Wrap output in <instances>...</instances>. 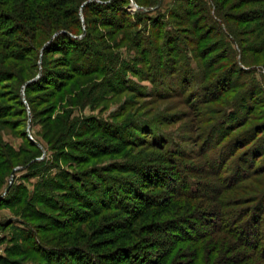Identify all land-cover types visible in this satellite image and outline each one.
Instances as JSON below:
<instances>
[{
    "label": "trees",
    "instance_id": "trees-1",
    "mask_svg": "<svg viewBox=\"0 0 264 264\" xmlns=\"http://www.w3.org/2000/svg\"><path fill=\"white\" fill-rule=\"evenodd\" d=\"M132 1L0 0V125L25 140V147L17 150L0 139V185L19 165L40 178L31 196L25 197L26 189L10 195L15 189L11 184L10 196L1 198L0 205L13 206L33 227L24 240L44 264H264V87L243 86L245 74L238 70L233 52L213 61L230 58L231 70L217 87L213 82L204 89V96L222 103L220 112L231 102L233 110L200 138L199 168L187 152L170 150L169 141L155 135L133 142L121 128L111 130L108 125L112 124L95 116H73L74 108H85L87 100L94 104L103 100L101 88L92 94L79 77L95 74L103 80L100 84L96 77L91 88L105 86L118 65L119 57L103 53L110 49L115 30L132 36L134 26L148 17L145 8L159 2L134 0L139 8L133 16L127 10ZM190 1L194 6L201 2ZM226 1L219 5L212 0L216 8L221 6L212 27L201 24L205 17L211 19L204 4L202 11L207 13L193 21L202 33L192 43L201 48L202 40L209 39L214 30L220 37L227 36L231 45L245 46L246 54L254 53L253 61L242 55L243 65L260 64L264 61V6L237 19L249 24L243 32L228 23L231 7ZM102 27L110 29L101 31ZM246 32L254 34L253 38H239ZM221 43L216 40L214 49H221ZM207 49L204 57L212 52ZM54 54L61 57L52 59ZM259 106L261 112L252 116ZM37 122H45L42 138L48 140L49 149L57 151V163L51 166L58 165L60 157L74 159L81 167L75 175L63 170L59 177L52 176L44 167L45 158L37 159L41 148L27 132L30 123L33 128ZM234 127L245 130L231 138L229 131ZM99 133L118 140L127 159L111 165L109 175L84 166L87 158L114 152L109 146L98 149ZM136 143L153 151L144 153L145 158L126 153L125 148ZM241 148L243 153L237 155ZM80 150L85 155H78ZM163 188L172 194L159 192ZM70 200L79 206L68 205ZM8 224L0 221V231ZM47 232L57 233L51 237ZM22 254L20 248H7L0 264H28L19 259Z\"/></svg>",
    "mask_w": 264,
    "mask_h": 264
},
{
    "label": "rangeland",
    "instance_id": "rangeland-1",
    "mask_svg": "<svg viewBox=\"0 0 264 264\" xmlns=\"http://www.w3.org/2000/svg\"><path fill=\"white\" fill-rule=\"evenodd\" d=\"M215 1L219 5L222 3V0ZM227 1V3L225 2L226 5L228 4L231 7L229 10L231 16L227 20L228 23L243 32L249 24L247 22L240 23L237 19L242 16L246 18V14L251 15L254 9L264 6V3H258L262 1ZM214 3L212 0H201L197 4L198 6H194L195 3L190 0H163L159 6L157 4L156 6L145 8L147 11L149 10L148 17L139 26H134L132 36L125 35L122 29L115 30L113 39L109 42L111 45L110 49H108L109 51L107 49L103 50V53H112L119 57L117 58L118 65L115 73L109 75V82L107 81L106 85L101 87L100 84L103 78H99L95 74L79 77L80 81L87 82L85 87L90 88V93H99V89L101 88L100 99L103 100H100L101 102H97L96 104L90 102V99L87 100L85 108H74L73 116H80L82 119L95 116L96 119L103 123L112 124L113 126L108 125L111 130H115V127L121 128L124 136L128 137L130 141L133 140V142H138V137L151 140L153 135H155L161 141L165 140V143L169 141L167 147L170 150H183L187 152L193 158V164L202 162L199 156L200 138L206 136L209 130H212L213 126L220 120L224 121L227 113L233 110L231 102L220 112L222 103L212 99L210 96L208 97L206 93L204 96L205 87H208L213 82L217 87L220 79L226 77L227 71L231 70L230 58H222V60L213 64L217 56L223 54L230 57V52H233L236 65L239 68L238 70H243L245 74L242 76L244 81H246L243 82V86L247 88L249 84H252L258 87L261 86V88L264 87V61L262 62L261 60L258 62L260 64H254V66L249 67L243 65L241 57L245 53V46L242 47V50L238 45H231L227 36L223 35V37H220L214 30L211 35L209 34L210 36L208 35L209 39L202 40L201 48H197V45L192 43L202 33L196 31L193 21H197L198 18L203 17L202 15L207 13L206 11H202L204 4L207 5V9L210 11L211 19L205 17L201 21V24H206L208 27L215 26V17L219 14L221 6H219L220 8H216ZM138 8L139 5L134 0L127 6L128 12L133 16L136 14ZM80 14L84 22L85 14L82 11ZM86 15L88 14L86 13ZM115 15L117 16L118 14L116 13ZM149 17H152V19L150 18V20ZM135 20H138V17ZM100 29L101 31H105L110 28L102 27ZM207 29L205 28L204 31ZM223 31L226 32L225 29ZM253 35L246 32V34L242 33L239 38L250 40L253 38ZM218 39L225 45L221 43V49L215 50L216 47L214 49L213 45ZM138 43H140L139 46ZM210 47H212V50L207 49ZM225 47H228L230 51ZM143 49L146 50L145 53L142 51ZM206 49L212 52L204 57L203 53ZM253 54L248 52L247 54L245 53V56L252 57L250 60L253 61ZM59 57H61L59 54L51 56L52 59ZM91 57L93 56H90V59ZM86 60H89V58H86ZM218 75L219 77L215 81ZM96 77L99 78L98 83H100L98 90L94 86V89L91 88L92 85L96 84ZM234 77H236V74H234ZM43 107H46V104ZM260 112L259 106L258 110L251 115H257ZM56 113H61V110L57 109ZM42 118H45V116H42ZM38 119L40 120V118ZM44 123L37 122L33 128L30 123L27 130L28 135L36 140L41 148V154H38L37 159L42 160L45 158L47 163L44 164V167L46 165L50 169L48 172L52 176L57 177L59 174H62L63 170L75 175L78 170H81V167L74 159L62 160L60 157L59 164L51 166L53 162H56L55 154L57 151L49 149L48 140L42 138L41 132L44 130ZM106 124L103 125L105 126ZM151 130H153L152 134L149 133ZM244 130L245 128H232L229 131L232 136L231 138ZM0 139L3 142L10 143L17 150L21 146L25 147V140L5 125H0ZM96 139L99 142L98 149L109 146L108 148L113 149L114 152L108 155L87 158L84 166L87 167V170L97 169L103 174L109 175L107 173L111 171V165L126 162L127 159L122 156L121 153L123 152H120V147L117 144L118 140H110L103 133H99ZM214 139H216L215 136ZM228 141L229 138H226V142ZM138 144H134L132 148H125L126 153L129 152L132 155L139 153L145 158L144 153L153 151L149 148L138 147ZM85 149L98 151L94 147H86ZM65 151H69V148H66ZM238 151L237 155H240L244 149L241 148ZM77 154L85 155V152L80 150ZM199 166L200 163L195 165L196 168H199ZM16 168L20 170L16 175L14 174L13 182H11V174L7 178L6 183L0 185V199L8 198L18 189L20 191L26 189L25 197L26 195L31 196L34 194L36 183L40 179L39 176L30 175L33 172L26 169L21 170L23 169L21 165ZM113 173L114 175L118 174L117 172ZM27 174L29 176L25 177ZM96 181L98 180L96 179ZM11 184L15 189L9 195ZM195 187L196 185H194L193 189ZM171 191L166 188L159 190V192H164L168 195L172 194ZM57 193L59 194V192ZM179 200H183V198ZM68 203L70 206H79L74 200H70ZM15 209L13 206L0 205V221H4L7 224L10 223L6 226L5 230L0 231V256L6 255L7 248L15 247L22 249L24 252V254L19 256V259H25L28 264H44L42 258L34 252L33 246L24 240L26 231L28 229L31 230L30 227H33L26 224V219L16 213ZM46 211L51 212V210L47 209ZM58 213L56 212L55 214L59 215ZM200 228L206 229L203 226H200ZM54 233L47 232L46 235L53 237L55 236ZM152 249L154 250V247Z\"/></svg>",
    "mask_w": 264,
    "mask_h": 264
},
{
    "label": "water",
    "instance_id": "water-1",
    "mask_svg": "<svg viewBox=\"0 0 264 264\" xmlns=\"http://www.w3.org/2000/svg\"><path fill=\"white\" fill-rule=\"evenodd\" d=\"M162 1H163V0H161V1L159 2L158 6L161 5ZM134 5H136V4H134ZM39 76H40V74L38 75V77H39ZM38 77H37V78H38ZM37 78H35V79H33V80H36ZM24 91H25V86H24V88H23V93H24ZM18 169H19V168H15V169H14V171H13V173H12V175H11V182H13V180H14V173H15V171L18 170ZM8 190H9V188H8Z\"/></svg>",
    "mask_w": 264,
    "mask_h": 264
}]
</instances>
